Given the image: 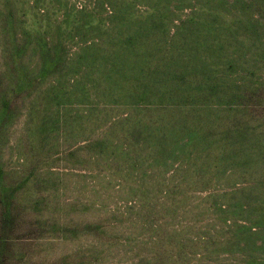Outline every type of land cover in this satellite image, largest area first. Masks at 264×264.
<instances>
[{"label": "rangeland", "instance_id": "1", "mask_svg": "<svg viewBox=\"0 0 264 264\" xmlns=\"http://www.w3.org/2000/svg\"><path fill=\"white\" fill-rule=\"evenodd\" d=\"M0 264H264V0H0Z\"/></svg>", "mask_w": 264, "mask_h": 264}]
</instances>
